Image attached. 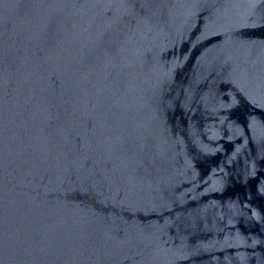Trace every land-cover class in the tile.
<instances>
[{"label":"water","instance_id":"water-1","mask_svg":"<svg viewBox=\"0 0 264 264\" xmlns=\"http://www.w3.org/2000/svg\"><path fill=\"white\" fill-rule=\"evenodd\" d=\"M0 264H264V0H0Z\"/></svg>","mask_w":264,"mask_h":264}]
</instances>
